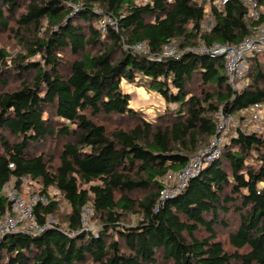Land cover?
I'll return each mask as SVG.
<instances>
[{"label":"trees","instance_id":"16d2710c","mask_svg":"<svg viewBox=\"0 0 264 264\" xmlns=\"http://www.w3.org/2000/svg\"><path fill=\"white\" fill-rule=\"evenodd\" d=\"M68 1L0 0V30L33 36L13 63L19 86L0 92V192L30 178L70 207L66 227L0 238V264H264V133L237 125L219 156L160 199L162 177L219 135L220 115L243 122L253 105L264 106V52L248 57L246 81L234 89L223 58L198 50L200 42L239 44L264 26L263 14L253 19L243 0H230L220 10L211 5L213 21L203 28L207 0H82L76 9ZM95 9L117 28L102 31ZM175 40L178 56L161 57ZM141 42L146 53L131 48ZM65 50L79 57L63 73ZM36 55L40 61L28 59ZM6 56L0 50L1 62ZM136 79L164 100L160 121L130 108L121 82ZM100 115L124 126L108 128ZM49 139L63 142L54 167L34 151ZM138 190L145 195L132 196ZM9 203L0 195V213ZM58 206L51 197L36 204L38 224ZM88 207L101 219L96 233L83 228ZM126 213L141 217L126 224ZM218 227L231 229V250ZM201 230L207 236L197 237Z\"/></svg>","mask_w":264,"mask_h":264},{"label":"rangeland","instance_id":"374dc122","mask_svg":"<svg viewBox=\"0 0 264 264\" xmlns=\"http://www.w3.org/2000/svg\"><path fill=\"white\" fill-rule=\"evenodd\" d=\"M82 0H74V1H68L66 2V5H69L73 7V9L77 8L79 5H81ZM135 3L141 4L144 2H147L148 0H134ZM198 2H201V0H197ZM205 6V16L202 22L203 28H207L211 26L213 16L211 14V8L212 4L209 1H202ZM212 5V6H211ZM96 11L99 12L100 15H102V19L99 21H96L95 24L99 25L101 27L102 24L109 23V25L113 26V28H117L115 21L112 20L109 16L103 15L102 11L95 9ZM261 13L264 16V3L261 4ZM14 26V21L10 20L9 22V27ZM31 35H25L24 39L27 41L32 40ZM25 40H21L19 38H16L14 36V33L11 32L8 28L4 30H0V50H4L7 54L6 58H4V62L0 61V68L2 71H0V79H5L7 81L6 85H0V92L3 91H10L13 90L14 88L18 87L20 82H21V77L18 76L17 72L15 71L13 67L14 60L17 58L18 55L24 54L26 55V42ZM178 40H175L172 42L171 46L175 49V52H179L178 49ZM204 46L201 42L199 43V47ZM98 49V48H96ZM94 50V52L96 51ZM65 61L64 68L62 71L63 73L67 72V64L69 62L73 61L74 59L78 58L79 55H74L70 51L65 50L61 52ZM28 59L30 60H37L40 61V56L36 55L33 57H29ZM264 56H260L259 60H263ZM246 81V79L243 81V83ZM198 82H195V90H196V85ZM148 84L144 80L136 79L135 82L130 83L126 80H122L121 82V87L122 90L125 93H128L130 95V108L137 111L141 117L144 119H147L149 121L157 122L158 120L160 121L161 117H165L164 113L166 110V104L164 100L154 91L149 90V87L147 86ZM243 86V84H242ZM252 111H249V113L245 114V120L241 122L239 120L238 115H234L231 121L227 120H221L219 118L218 121V126H219V139L214 138L212 139L211 143L207 145L205 148H203L201 151L209 147L212 143L215 144V147H219L218 150V156L221 153V150L224 148L225 144L229 141V136L232 133L234 127L237 125L241 127H246L247 131H255L258 133H264V106H262L261 113L259 116L258 120H254L252 118ZM96 121L98 123L105 124L108 128H114L115 125L118 126H124V124H120L118 119L116 118H106L103 116H98L96 118ZM227 130L223 132V129ZM63 142L62 141H52L48 140L45 146H40L37 149H34L35 153L39 154L41 152L45 153L46 155V160L49 163V166L54 167L58 163V157L61 152V147H62ZM199 151V152H201ZM198 152V153H199ZM197 153V154H198ZM195 156V155H194ZM164 177V176H163ZM161 181H163V178ZM163 184V182H162ZM15 190V193L19 195L20 197L24 199H30L31 196L34 193H37L41 191V185L39 182L32 180L30 178H24L21 180V183L16 186V181L11 180L5 187L3 188L2 192H0V195L6 197L8 200L10 199V191ZM146 191L143 190H138L135 193L132 194L134 197H143L145 195ZM48 196L51 197L53 195L58 194L59 195V206L58 209L55 211V213L49 218L54 219L55 223L60 224L62 227L67 226V215L70 212V207L69 205L63 201L60 197V194L55 188H49L48 191ZM89 209V208H88ZM5 211V210H4ZM3 213H0V217H2ZM139 214L135 213H126L124 217V222L126 224H131L135 225L139 219H140ZM25 221L20 224L19 230L25 229ZM101 227V219L99 218L98 215L94 214L91 209H89L85 215V222L83 223V228L88 229L92 231L93 233H96L99 231ZM231 232L230 228H221L218 227L216 229L217 237L222 243L224 244V247L226 250H231V246L229 245L228 242V234ZM197 237H204L207 236L205 231H200V233L196 234ZM159 264H164V262H160Z\"/></svg>","mask_w":264,"mask_h":264},{"label":"built area","instance_id":"2783aa9c","mask_svg":"<svg viewBox=\"0 0 264 264\" xmlns=\"http://www.w3.org/2000/svg\"><path fill=\"white\" fill-rule=\"evenodd\" d=\"M170 1V0H169ZM217 9H221L225 4L230 0H207ZM260 0H243L244 4L247 7L248 15L253 19H258L261 14V6L259 5ZM148 2V1H147ZM144 2V3H147ZM102 31H105V24L101 25ZM127 47V46H126ZM131 48L139 53H146L145 43H137L131 46ZM199 51L207 52L211 56H220L224 60V66L226 73L229 77V83L234 89H240L242 87L245 74L247 71V59L253 54H260L264 52V26L256 28L255 33L251 36L245 37L237 45H228V44H213L210 47H199ZM177 52L171 45H165L163 47L161 57H174L176 58ZM262 107L259 105H253L251 108L252 118L258 120ZM221 120H227L228 122L232 120L233 116H224L220 115ZM219 130V126H218ZM227 130L223 129V132ZM219 134V132H218ZM220 135L215 137L216 139L220 138ZM219 147H215V144H211L209 147L199 152L193 156L188 163L177 171H170L165 174L163 177V186L160 190V199H163L167 196L174 195L182 191L190 178L196 175L199 172L201 165L214 156L217 155ZM59 193V192H58ZM10 203L9 206L5 209L0 217V238L3 236L19 231V226L24 221L25 229L30 232L39 233L43 231L46 227L52 226L55 221L52 218H48L46 224L41 226L38 224L34 216V207L38 203L47 204L50 200L48 195L42 193H34L30 199H24L15 193L13 189L10 191ZM52 200L58 201L59 195L51 196ZM89 208V207H88ZM85 208L82 214L83 223L85 222V215L90 209Z\"/></svg>","mask_w":264,"mask_h":264}]
</instances>
